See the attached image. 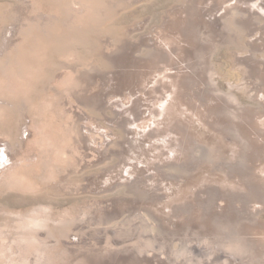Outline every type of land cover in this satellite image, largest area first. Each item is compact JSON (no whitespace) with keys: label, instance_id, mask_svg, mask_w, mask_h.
<instances>
[{"label":"rangeland","instance_id":"obj_1","mask_svg":"<svg viewBox=\"0 0 264 264\" xmlns=\"http://www.w3.org/2000/svg\"><path fill=\"white\" fill-rule=\"evenodd\" d=\"M0 264H264V0H0Z\"/></svg>","mask_w":264,"mask_h":264},{"label":"bare ground","instance_id":"obj_2","mask_svg":"<svg viewBox=\"0 0 264 264\" xmlns=\"http://www.w3.org/2000/svg\"><path fill=\"white\" fill-rule=\"evenodd\" d=\"M163 139V138H162Z\"/></svg>","mask_w":264,"mask_h":264}]
</instances>
